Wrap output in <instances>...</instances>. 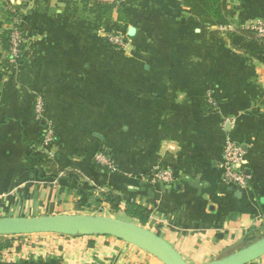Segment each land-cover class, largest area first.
<instances>
[{"label":"crops","instance_id":"1","mask_svg":"<svg viewBox=\"0 0 264 264\" xmlns=\"http://www.w3.org/2000/svg\"><path fill=\"white\" fill-rule=\"evenodd\" d=\"M120 1L101 17L71 0H0L22 17L26 45L24 63L0 47V217L94 210L143 225L126 217L135 203L187 261L221 258L264 235V62L182 0ZM229 8L231 30L264 22V0ZM115 34L124 48L107 41ZM48 124L56 143L43 150L34 143ZM229 141L243 152L246 189L223 179ZM98 152L115 170L98 168ZM158 169L174 182L156 181ZM10 241L0 264H163L110 236Z\"/></svg>","mask_w":264,"mask_h":264},{"label":"water","instance_id":"2","mask_svg":"<svg viewBox=\"0 0 264 264\" xmlns=\"http://www.w3.org/2000/svg\"><path fill=\"white\" fill-rule=\"evenodd\" d=\"M56 234L110 236L150 254L163 264H194L164 237L146 226L103 214H55L0 217V237ZM264 257V236L224 257L204 264H250Z\"/></svg>","mask_w":264,"mask_h":264},{"label":"trees","instance_id":"3","mask_svg":"<svg viewBox=\"0 0 264 264\" xmlns=\"http://www.w3.org/2000/svg\"><path fill=\"white\" fill-rule=\"evenodd\" d=\"M76 3V0H71ZM183 4L195 15L201 23L207 24L214 27H228L232 23L233 12L229 8V0H182ZM84 4L83 7L86 11L100 15L101 17H106L110 15L113 10H119L122 1L118 0L116 3L108 4L101 1L95 0H82ZM0 16L4 20V25L0 30V47L1 50L6 53V55L11 59V37L14 30H18L22 36L24 32L18 20L23 21L22 17L17 12H14L9 8V4L4 3L0 8ZM22 23V22H21ZM227 36L231 41L234 48L239 51L244 52L246 55L253 57L259 61L264 62V45H262L255 37L252 32L247 29H229L227 31ZM21 56L16 60V63H24L26 54V45L21 46ZM42 143V135L35 140V147H40ZM37 159L36 153L32 155ZM38 167H46L48 171L53 172V165L51 161L39 160L34 163ZM99 169L101 165L96 163ZM106 200L110 201L112 204L118 203L115 197L111 194L105 195ZM126 217L129 219L137 220L139 223L145 225L149 220V211L145 208L135 204L129 203L126 208ZM264 236V235H263ZM262 237V236H260ZM259 237V238H260ZM4 241L0 243V252L3 249L10 248L12 242L5 237H0ZM258 238L254 235L249 236L248 242H253Z\"/></svg>","mask_w":264,"mask_h":264},{"label":"built area","instance_id":"4","mask_svg":"<svg viewBox=\"0 0 264 264\" xmlns=\"http://www.w3.org/2000/svg\"><path fill=\"white\" fill-rule=\"evenodd\" d=\"M101 1L103 3L113 4L116 3L118 0H95ZM77 4L84 5L82 0H76ZM20 26L22 27V21L18 20ZM221 29L228 30L229 27H220ZM254 34V37L264 45V22H259L256 24H252L251 26L245 28ZM23 30V27H22ZM107 41L111 44V46L116 48H124L127 44L126 38L120 34L110 35L107 38ZM25 45L24 36L18 30H14L11 37V53L13 62L21 56V46ZM214 105V101L211 102ZM35 110L37 116L42 119L44 117L45 112V102L43 97L38 96L35 102ZM56 143V134L54 128L51 124H48L44 127V131L42 134V143L40 148L41 149H48L52 146H55ZM225 154V165H224V181L239 187L246 189L248 186L249 178L245 176L242 170V157L243 152L239 146H237L234 142L229 141L224 149ZM96 162L104 168H108L111 170H115V167L112 163V160L105 154L104 152H98L95 155ZM154 178L156 181L170 184L174 182V174L173 171L170 169H158L154 174ZM37 235H28V236H13L15 239H28L35 237ZM5 251H1L0 255H4Z\"/></svg>","mask_w":264,"mask_h":264},{"label":"rangeland","instance_id":"5","mask_svg":"<svg viewBox=\"0 0 264 264\" xmlns=\"http://www.w3.org/2000/svg\"><path fill=\"white\" fill-rule=\"evenodd\" d=\"M9 8L10 9H12L14 12H16V9L12 6V5H9ZM78 213H82V214H94L95 212H94V210H84V211H80V210H77L76 211V214H78ZM97 213V212H96ZM104 213V212H103ZM115 217L116 216H122V214L120 215V214H113ZM122 217H124V216H122ZM6 238H8V240H12L13 239V237H6ZM10 238V239H9ZM259 239V238H258ZM256 241V240H255ZM250 243H252V242H247L246 244H244V246H242V247H240L239 249H241V248H243V247H245L246 245H248V244H250ZM238 249V250H239ZM230 254V253H229ZM226 255H228V254H225L224 256H226ZM223 256V257H224Z\"/></svg>","mask_w":264,"mask_h":264}]
</instances>
